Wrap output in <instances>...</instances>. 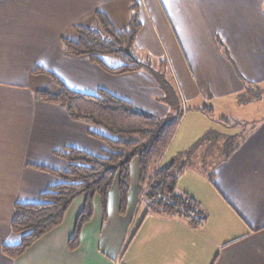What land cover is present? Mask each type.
<instances>
[{
    "label": "crops",
    "instance_id": "obj_1",
    "mask_svg": "<svg viewBox=\"0 0 264 264\" xmlns=\"http://www.w3.org/2000/svg\"><path fill=\"white\" fill-rule=\"evenodd\" d=\"M134 2L143 25L137 58L166 62L185 108L163 159L195 147L191 159L203 152L211 161L208 172L190 162L177 184L201 203L207 222L193 229L179 218L146 215L148 207L139 217L143 202L135 159L126 207L121 210L117 182L105 211L96 197L77 249L70 250L69 240L84 196L72 203L60 226L11 259L2 248L21 238L11 225L15 204L39 202L61 181L39 166L67 170V160L55 153L70 147L100 155L105 144L90 132L107 134L71 119L57 104L37 100L36 91L55 94L59 88L49 75L34 74L35 66L76 91L103 89L164 118L171 111L150 72L112 75L64 49L63 38H78L75 26L98 27L97 12L118 29L127 26ZM105 61L120 65L111 57ZM263 92L264 0H0V264H264Z\"/></svg>",
    "mask_w": 264,
    "mask_h": 264
},
{
    "label": "trees",
    "instance_id": "obj_2",
    "mask_svg": "<svg viewBox=\"0 0 264 264\" xmlns=\"http://www.w3.org/2000/svg\"><path fill=\"white\" fill-rule=\"evenodd\" d=\"M130 11L129 23L121 29L116 28L105 14L97 12L95 17L98 27L75 26L78 38H63L64 49L74 56L87 57L112 75L141 70L150 72L164 92L163 100L171 107L168 101L170 86L163 73L156 75L149 64L133 53L143 25L138 3L134 2ZM219 43L225 55L229 56L225 44L220 40ZM106 57L120 61V65L109 66L105 61ZM165 64V61L160 62L161 69ZM32 72L49 75L59 88L55 94L36 91L35 98L63 107L73 120L105 130L106 136L90 132L105 144V149L100 155L75 147L56 152V155L66 159L69 164L65 171L39 166V169L59 176L61 181L42 193L39 202L15 204L11 225L13 232L21 238L18 244L3 246V253L7 257L19 258L43 236L60 226L72 203L84 196V207L69 240L70 250L77 249L81 231L93 217L96 197L101 200L105 211L111 189L117 182L121 210L126 207L131 187V164L135 159L138 160L139 167L138 193L141 201L148 207L146 215L179 218L193 229L200 228L207 222L208 215L201 203L177 188L178 180L188 168L195 147L179 154L170 163L162 164L180 124L182 111L172 118L160 117L103 89L96 94L70 89L60 78L43 67L35 66ZM250 93L252 97L259 96V91L253 90ZM202 111L214 116L211 109L202 108Z\"/></svg>",
    "mask_w": 264,
    "mask_h": 264
},
{
    "label": "rangeland",
    "instance_id": "obj_3",
    "mask_svg": "<svg viewBox=\"0 0 264 264\" xmlns=\"http://www.w3.org/2000/svg\"><path fill=\"white\" fill-rule=\"evenodd\" d=\"M134 55L137 57L139 56L136 51H133ZM143 62L147 63L150 65V67L152 68L153 72L156 74V75H160V73H163V76L165 78L166 81H168V84L170 86V93L168 95V101H169V104H171V111L170 113L166 116L167 118H172V116H176L180 111H184L185 108H184V103L183 101L181 100V96L179 94V91L177 89V86H176V83L174 82L173 78H172V75L169 71V68L167 66H164L162 69L160 67V58H155L154 56H150V59H147V57H144L142 58ZM118 61V60H117ZM109 64H111L109 62ZM262 93V92H261ZM264 94V92H263ZM210 109V108H209ZM250 111V110H249ZM253 113L256 112L255 109H252L251 110ZM257 113H258V110H257ZM214 119V120H213ZM211 121L213 123H218L217 121V118H212ZM208 124L211 125L210 122H208ZM218 126V124H217ZM223 132L225 133H229V134H232L233 131H234V128H226L225 126H223V129H222ZM220 141H224V139H220ZM222 149V148H221ZM223 150V149H222ZM214 152V151H213ZM216 153V152H215ZM215 153L213 154L212 153V158L215 159ZM172 155L170 154V156L164 161V159L162 160V163L163 165L165 164H168L170 163L173 159V157H171ZM193 156V155H192ZM217 158L219 156H216ZM192 158V157H191ZM209 159V157L206 156V153H198L195 155L194 159H190V162H192V164L194 165V167H197V168H200L201 170L205 171V172H208L206 171L205 169H208L207 167L209 166V164H211V161ZM204 162H205V165H204ZM209 162V163H208ZM207 163V164H206ZM191 164V163H190ZM205 166V167H204ZM193 167V166H192ZM193 167V168H194ZM205 168V169H204ZM142 207H143V210L141 211L140 213V216H142V214H144L145 212V208H147L146 204L142 203Z\"/></svg>",
    "mask_w": 264,
    "mask_h": 264
}]
</instances>
